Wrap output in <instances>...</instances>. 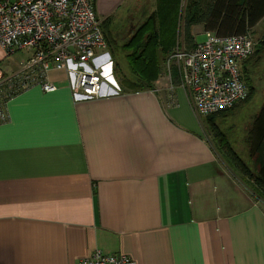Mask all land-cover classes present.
<instances>
[{"label": "crops", "instance_id": "1", "mask_svg": "<svg viewBox=\"0 0 264 264\" xmlns=\"http://www.w3.org/2000/svg\"><path fill=\"white\" fill-rule=\"evenodd\" d=\"M134 1H93L105 38L131 22ZM193 30L205 33L192 28L194 41ZM28 59L0 47L6 75ZM159 66L149 88L113 75L116 94L89 101L52 71L56 92L32 88L8 104L0 264H78L95 251L134 264H264V203L205 138L173 66Z\"/></svg>", "mask_w": 264, "mask_h": 264}, {"label": "built area", "instance_id": "2", "mask_svg": "<svg viewBox=\"0 0 264 264\" xmlns=\"http://www.w3.org/2000/svg\"><path fill=\"white\" fill-rule=\"evenodd\" d=\"M94 0H0V47L7 57L29 54L19 72L0 69V126L9 120L8 104L23 92L40 88L53 93L52 71H63L75 100L89 101L116 94L118 86L107 53L102 21ZM205 41L191 49L181 46L168 59L180 85L191 97L199 120L234 108L248 99L243 69L254 53L249 34L218 37L205 32ZM113 87H109L108 85ZM78 264H134L124 256L95 251Z\"/></svg>", "mask_w": 264, "mask_h": 264}, {"label": "trees", "instance_id": "3", "mask_svg": "<svg viewBox=\"0 0 264 264\" xmlns=\"http://www.w3.org/2000/svg\"><path fill=\"white\" fill-rule=\"evenodd\" d=\"M195 6L198 7V13L187 18L183 31L186 46L194 41L191 29L195 26H200L204 32L213 33L218 37H232L249 34L264 20V0H197ZM169 11L164 12L163 10L162 13L161 9L158 11L159 25L155 37L152 35V38L148 37L144 41L145 38L140 36L136 39L137 44L130 46L133 48L131 61L135 64L132 65L133 73L144 76L139 78L140 82L136 86L131 85L135 88H149L160 71V62L155 57L158 49L160 48L161 57H166L175 46L173 35H169L168 29H165L166 19L170 18L169 15L172 12ZM167 24L169 25L170 22ZM246 64L243 75L249 96L245 102L253 94L251 76L247 73ZM120 81L130 87L131 82L123 79L122 76H120ZM218 115L201 120L204 132L213 135L219 156L228 171L236 178L240 177V182L255 201L264 203V105L253 118L251 129L245 135V145L248 147L246 156L250 167L242 161L240 155L230 146L226 136L214 124V119Z\"/></svg>", "mask_w": 264, "mask_h": 264}, {"label": "rangeland", "instance_id": "4", "mask_svg": "<svg viewBox=\"0 0 264 264\" xmlns=\"http://www.w3.org/2000/svg\"><path fill=\"white\" fill-rule=\"evenodd\" d=\"M197 0H135L133 3L134 9L131 12L132 20L127 22L126 27L116 36L113 33L106 32L107 40V53L110 57V62L112 63V73L117 77V81H120V76L123 79L131 82L127 89L136 90L135 88L139 82V78H143L142 75L133 73L131 57L133 54V48L137 44L136 39L140 36L145 38L144 41L150 37H155L157 34V28L159 25V15L158 11L161 9V13L170 12V18L166 19L165 29H168V34L173 35L174 48L166 56L161 57L159 50L155 57L158 58L159 62L163 61L160 65L163 67V71L168 73L167 62L169 57L178 50L181 46L191 49L194 46V41L186 46L183 37V31L185 28L187 18L192 17L198 13V7H196ZM167 22L170 24L168 25ZM132 24L134 28L129 31V24ZM196 27V26H195ZM194 28V27H193ZM130 34L129 37H124V34ZM130 32V33H129ZM197 31L193 30V35H196ZM254 42V54L247 61L246 68L247 73L250 74L251 85L253 86V94L250 99L245 102L236 105L229 112L218 115L214 119V124L227 138L230 146L234 151H236L242 161L248 166L249 162L246 156V150L243 143L245 138V133L250 126L253 118L258 113L260 107L262 106V90H264V20H262L251 32ZM205 41V36L203 33L197 34L195 36L196 43H202ZM162 59V60H161ZM178 74L175 67L172 68ZM116 72V73H115ZM134 85V86H131ZM113 87L112 85H108ZM205 138L212 144L216 152L218 148L216 147V141L213 140V135L204 132ZM219 154V153H218ZM221 158V157H220ZM240 177L238 178V180ZM246 182V181H245Z\"/></svg>", "mask_w": 264, "mask_h": 264}, {"label": "water", "instance_id": "5", "mask_svg": "<svg viewBox=\"0 0 264 264\" xmlns=\"http://www.w3.org/2000/svg\"><path fill=\"white\" fill-rule=\"evenodd\" d=\"M262 99H264V90H262ZM262 105H264V102H262Z\"/></svg>", "mask_w": 264, "mask_h": 264}, {"label": "flooded vegetation", "instance_id": "6", "mask_svg": "<svg viewBox=\"0 0 264 264\" xmlns=\"http://www.w3.org/2000/svg\"><path fill=\"white\" fill-rule=\"evenodd\" d=\"M131 28H134L132 24H131Z\"/></svg>", "mask_w": 264, "mask_h": 264}]
</instances>
